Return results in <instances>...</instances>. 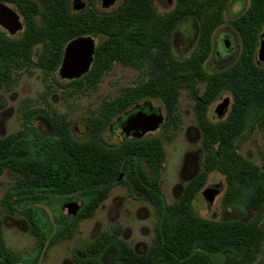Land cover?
Masks as SVG:
<instances>
[{"label":"trees","instance_id":"16d2710c","mask_svg":"<svg viewBox=\"0 0 264 264\" xmlns=\"http://www.w3.org/2000/svg\"><path fill=\"white\" fill-rule=\"evenodd\" d=\"M2 1L17 7L24 29L17 37H8L0 29V90L10 85L15 71L35 67L45 74L55 73L66 44L80 36L97 37L99 42L89 70L67 81V86L94 90L115 63L140 72L133 86L104 101L97 114L88 119L89 137L85 140L74 139L66 117L48 105L46 109L23 111L22 129L0 138V176L5 170L15 176L3 197L4 212L24 217L37 239V253L72 238L78 223L93 216L114 185L130 184L156 216L152 245L144 253L134 252L116 226L85 243L81 255L72 257L73 264H105L108 252L112 254L111 264H255L264 241L260 223L264 214V159L258 166L237 149L246 139L249 125L264 124V66L257 67L253 61L264 24V0H250L248 8L232 21L241 43L238 59L228 69L212 74L204 72L202 63L210 51L212 31L221 23L222 10L230 0H177L173 12L163 17L154 13L150 0H124L116 11L107 14L91 8L71 12L70 0ZM189 17L199 22L197 49L179 61L171 54L170 33ZM198 83L204 84L201 93ZM182 89L194 101L203 163L179 198L167 205L159 187L164 160L162 137L170 138L167 132L178 128L177 100ZM223 91L231 95L230 110L225 119L211 122L207 107ZM150 98L160 100L166 112L161 135L125 139L112 146L100 141L110 119ZM37 120L48 125L50 136L35 128ZM214 171L225 180L222 206H254L258 211L254 220L217 222L198 216L192 201ZM48 196L80 202L73 217L60 215L52 232L34 207ZM214 256L220 257L218 263L213 262ZM0 258V264L17 261L5 246L1 221Z\"/></svg>","mask_w":264,"mask_h":264},{"label":"rangeland","instance_id":"374dc122","mask_svg":"<svg viewBox=\"0 0 264 264\" xmlns=\"http://www.w3.org/2000/svg\"><path fill=\"white\" fill-rule=\"evenodd\" d=\"M151 1L159 15L169 13L176 2V0H172L170 3L167 0ZM122 3L123 0H116L115 4L107 9H102L95 3L92 4V7L98 12L110 13L116 11ZM248 3L249 0H231L227 4L223 13V23L213 34L212 51L204 64L206 72L224 70L236 60L240 43L230 22L247 8ZM10 7L14 9L13 6L10 5ZM196 32L197 25L191 21L182 22L173 32L172 51L176 59H184L192 52L196 41ZM6 34L10 37L20 35V33ZM94 41L98 43L99 39L94 37ZM224 41L228 43L227 49L222 46ZM35 49L38 50L39 46H36ZM230 49L232 51L229 53ZM229 55L230 57L226 59ZM222 59L225 60L221 61ZM139 75L140 72L136 68L115 63L112 69L101 77L96 89L77 90L67 86V81L62 80L57 71L45 74L35 67L15 71L11 75L10 85L0 90V101L3 103V107L0 108V138L15 134L22 129L23 111L35 108L46 109L48 105L55 113L66 117L70 123V134L74 139L85 140L89 137L88 119L97 114L104 101L114 99L124 88L133 86ZM225 99L231 102V95L228 92L220 94L209 106L208 117L212 122L219 120L214 116V112ZM144 102H148L150 106L161 112L163 117L166 116L163 104L157 99L138 102L129 107L127 111ZM193 104L194 102L187 91L182 90L177 104L178 128L173 132H167L166 135L170 138L162 137L164 160L160 172L159 187L167 205L173 204L179 198L186 184L202 169L201 136ZM122 115L123 113L117 114L103 127L99 137L103 144L112 146L121 141L110 128ZM34 126L45 136L51 135L48 125L43 120L35 121ZM162 131L163 126L161 125L157 130L147 133L146 136H158ZM237 152L248 161L258 166L261 165L264 159V124L249 125L246 139L240 144ZM14 180L15 176L9 170H5L0 176L2 238L5 246L17 259L15 264H32L34 259H36L34 264H73L72 257L81 255L85 243L93 241L102 232H111L112 228L116 226L121 229V239L136 253L146 252L153 243L156 223L153 208L138 199L137 191L130 184L129 186L116 184L110 189L107 198L95 210L93 216L78 223L76 233L72 238L57 241L38 254L37 239L29 232L24 217L20 214L9 216L4 212L3 197L7 189L13 185ZM225 188V180L221 174L216 171L208 174L203 187L192 201V207L198 216L217 222L254 220L258 212L254 206L246 205L239 208L222 206L221 199ZM212 191L215 194L211 199L209 192ZM68 203H71L77 210L80 206V202L77 200L48 196L44 201L34 204V207L39 210L44 224L52 232L57 226L56 222L60 215L65 213L64 205ZM260 223L264 226V214L260 218ZM212 259L214 263L220 261L219 256H214ZM104 262L111 264V252L105 255ZM255 264H264V241Z\"/></svg>","mask_w":264,"mask_h":264},{"label":"water","instance_id":"95a60500","mask_svg":"<svg viewBox=\"0 0 264 264\" xmlns=\"http://www.w3.org/2000/svg\"><path fill=\"white\" fill-rule=\"evenodd\" d=\"M115 0H97L100 8H108L113 5ZM0 24L11 33L19 30L21 24L18 17L11 10L0 5ZM95 49L94 40L90 36H81L71 40L65 47L58 75L63 80H74L83 76L90 68L93 60ZM258 57L264 61V28L260 35ZM226 99L215 112L216 117H221L227 107ZM162 122V117L157 114L146 115L136 113L130 116L123 124L111 127L113 134L117 135L121 140L126 138H138L148 131H152ZM121 176L118 178L120 179ZM210 198L214 196V192H209ZM63 211L65 216H74L77 209L71 203L64 205Z\"/></svg>","mask_w":264,"mask_h":264},{"label":"flooded vegetation","instance_id":"af4514ba","mask_svg":"<svg viewBox=\"0 0 264 264\" xmlns=\"http://www.w3.org/2000/svg\"><path fill=\"white\" fill-rule=\"evenodd\" d=\"M172 0H167V2L168 3H170ZM231 1V0H230ZM229 1V2H230ZM250 1V0H249ZM115 2H116V0L114 1V3H113V5L115 4ZM123 2H124V0H123ZM150 2H151V6H152V8H153V11H154V13L156 14V15H158V16H161V17H163V16H166V15H168V14H170L171 12H173V9H175V6H176V2H177V0H176V2H175V5H174V7L172 8V10L169 12V13H167L166 15H159V14H157V12L155 11V9H154V7H153V4H152V1L150 0ZM228 2V3H229ZM93 3H95V5H97V0H92L91 2H87L86 0H70L69 1V3H68V7H69V10L71 11V12H81V11H83V10H85L86 8H91V9H93L94 11H96L93 7H92V4ZM227 3V4H228ZM123 4V3H122ZM121 4V5H122ZM227 4H226V6H225V8L222 10V13H221V23L219 24V25H217L215 28H214V30L212 31V34H211V37H210V51H209V53H208V56H207V58L204 60V62L202 63V68H203V70H204V72L206 73V74H212V73H215V72H221V71H223V70H218V71H212V72H210V73H208V72H206V70H205V67H204V64H205V62H206V60L208 59V57L210 56V54H211V51H212V39H213V34H214V32H215V30L223 23V13H224V11H225V9H226V7H227ZM0 5L1 6H4L5 8H7V9H9V10H11L13 13H15L16 14V16L18 17V21L20 22V24H21V28L19 29V30H17V31H15L14 33H11L9 30H7L5 27H3L1 24H0V29L5 33V35L6 36H8L6 33H8L9 35H16L17 33H22L23 32V29H24V21H23V18H22V15L20 14V12L18 11V9H17V7L14 5V4H11V3H9V2H6V1H2V0H0ZM10 5L11 6H13L14 7V9L12 8V7H10ZM113 5H111V6H113ZM98 6V5H97ZM248 6H249V3H248ZM248 6H247V8H248ZM109 8V7H108ZM246 8V9H247ZM102 9H107V8H102ZM245 9V10H246ZM244 10V11H245ZM243 11V12H244ZM96 12H98V11H96ZM242 12V13H243ZM98 13H101V12H98ZM110 13H112V12H110ZM241 13V14H242ZM104 14H107V13H104ZM241 14H239L238 16H240ZM237 16V17H238ZM237 17H235V18H237ZM234 18V19H235ZM234 19H232L231 20V22H230V24H231V26H232V21L234 20ZM185 21H191V22H194V23H196V25H197V32H196V41H195V45H194V48H193V50H192V52L189 54V56L188 57H186V58H184V59H181V60H185V59H187V58H189L194 52H195V50L197 49V44H198V37H199V22L196 20V19H194V18H186V19H184L183 21H181L177 26H176V28L173 30L172 29V31H171V33H170V48H171V54H172V56L174 57V55H173V51H172V37H173V32L177 29V27L182 23V22H185ZM232 28L235 30V32L237 33V35H238V38H239V43H240V37H239V34H238V32L236 31V29L232 26ZM263 28H264V24L261 26V28H260V31H259V35H258V40H257V44H256V48H255V52H254V56H253V61H254V64L257 66V67H262V66H264V61L263 60H260L259 59V57H258V51H259V43H260V35H261V33L263 32ZM8 37H10V36H8ZM17 37V36H16ZM81 37V36H80ZM91 37V36H90ZM93 40H94V37H91ZM70 42V41H69ZM68 42V43H69ZM67 43V44H68ZM94 43H95V41H94ZM66 44V45H67ZM97 45V43H95V46ZM222 46H223V48L224 49H227L228 48V43H227V41H224L223 42V44H222ZM66 47V46H65ZM240 48H241V43H240ZM240 48H239V53H240ZM65 49V48H64ZM229 51V53L232 51L231 49L230 50H228ZM227 52V51H226ZM63 53H64V51H63ZM239 53H238V56H239ZM238 56H237V58H236V60L238 59ZM63 57V56H62ZM230 57V55L226 58V59H228ZM175 58V57H174ZM257 58V59H256ZM176 59V58H175ZM176 60H179V61H181L180 59H176ZM225 59H222L221 61H224ZM236 60L234 61V63L236 62ZM62 61V60H61ZM233 63V64H234ZM232 64V65H233ZM61 65V64H60ZM231 65V66H232ZM60 67V66H59ZM230 67V66H229ZM228 67V68H229ZM228 68H226V69H228ZM226 69H224V70H226ZM58 70H59V68H58ZM58 70H57V73H58ZM63 80V79H62ZM65 81H68V80H65ZM71 81V80H70ZM203 87H204V84H202V83H198V88H199V92L201 93L202 91H203ZM182 90H185V89H182ZM182 90H180V93H181V91ZM187 91V90H186ZM223 92H227V91H223ZM223 92H221L220 94H222ZM187 93H188V91H187ZM229 93V92H228ZM219 94V95H220ZM230 94V93H229ZM189 95V94H188ZM219 95H218V97H219ZM179 96H180V94H179ZM190 97V96H189ZM217 97V98H218ZM216 98V99H217ZM150 99H155V98H150ZM178 99H179V97H178ZM215 99V100H216ZM144 100H147V99H144ZM144 100H142V101H144ZM158 100V99H157ZM192 100V99H191ZM214 100V101H215ZM226 100V99H225ZM224 100V101H225ZM160 101V100H159ZM213 101V102H214ZM223 101V102H224ZM141 102V101H140ZM194 102V101H193ZM212 102V103H213ZM222 102V103H223ZM211 103V104H212ZM222 103H220L219 105H221ZM177 104H178V100H177ZM211 104H209L208 105V107H207V118L209 119V117H208V108H209V106L211 105ZM135 105V104H134ZM219 105L216 107V109H215V112H216V110H217V108L219 107ZM230 105H231V102H229V100H228V104H227V107L225 108V110H224V114L221 116V117H218L219 118V120H223V119H225L226 118V116H227V114H228V112H229V110H230ZM193 106H194V104H193ZM228 108H229V110H228ZM193 109H194V107H193ZM227 110H228V112H227ZM215 112H214V116H215ZM123 113V115H122V117H119L118 118V120L115 122V124L114 125H112V126H115V125H121V124H123V122H125L130 116H132V115H134V114H136V113H143V114H146V115H152V114H157V116H161L162 117V122L158 125V127L156 128V129H154V130H152V131H148L147 133H150V132H153V131H155V130H157L158 128H160V126L162 125L163 127H164V123H165V121H166V116L165 117H163V115L161 114V112H159L157 109H154L152 106H150L149 105V103L148 102H144L143 104H141V105H136L133 109H131V110H128L127 111V109L124 111V112H122ZM227 113V114H226ZM226 114V116L224 117V118H222L224 115ZM165 115H166V112H165ZM216 117V116H215ZM219 120H216V121H219ZM209 121H211L210 119H209ZM215 121V122H216ZM212 122V121H211ZM111 126V127H112ZM111 129V128H110ZM199 130V129H198ZM200 132V131H199ZM147 133H145L143 136H141V137H138V138H131V137H129V138H126V139H139V138H143V137H151V136H146L147 135ZM200 136H201V134H200Z\"/></svg>","mask_w":264,"mask_h":264}]
</instances>
